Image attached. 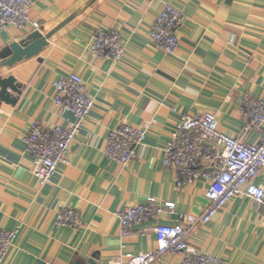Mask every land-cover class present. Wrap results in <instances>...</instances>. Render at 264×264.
<instances>
[{"label": "crops", "instance_id": "crops-1", "mask_svg": "<svg viewBox=\"0 0 264 264\" xmlns=\"http://www.w3.org/2000/svg\"><path fill=\"white\" fill-rule=\"evenodd\" d=\"M89 1L33 0L31 24L2 30L0 51L34 32L49 34ZM170 4L184 14L174 55L151 38L158 15ZM97 28L119 32V62L93 54ZM72 73L85 81L93 108L69 163L41 187L26 134L34 121L46 129L73 123L72 112L54 102L55 83ZM0 76H13L21 85L16 105L0 110V229L18 230L5 264H119L128 254L155 250L157 225L204 213L209 181L178 188L175 170L162 164V151L184 114L213 115L225 133L243 135L245 95L264 100V0H98L59 30L37 58ZM123 125L146 132L127 165L105 153L108 134ZM244 140L258 144L261 138L250 131ZM255 183L264 187V172ZM149 198L175 208L163 207L154 220L123 234L116 212ZM65 210L77 214L76 228L59 225ZM190 241L222 264H264V207L235 198L193 231ZM181 260L169 253L154 264Z\"/></svg>", "mask_w": 264, "mask_h": 264}, {"label": "built area", "instance_id": "built-area-1", "mask_svg": "<svg viewBox=\"0 0 264 264\" xmlns=\"http://www.w3.org/2000/svg\"><path fill=\"white\" fill-rule=\"evenodd\" d=\"M33 0H0V32L8 26L25 28L31 24L30 8ZM184 19L183 12L167 5L158 15L151 32L155 44L169 55L179 47L178 29ZM36 29L38 25L32 24ZM93 54L99 58L119 62L124 55V43L119 32L97 28L92 39ZM55 104L72 112L74 121L68 127L55 126L46 129L40 121H34L26 134L29 153L35 160V176L41 187L46 186L60 165L68 164L71 147L93 108V100L87 92L85 81L77 74L63 76L55 83ZM247 121L243 135L225 133L220 122L209 114H184L179 118L172 140L162 151V164L175 170L177 187L193 185L201 178L209 181L207 205L200 216L186 215L174 225H157V246L154 251L120 259L119 264H154L162 256L180 254V264H222V260L192 245L190 236L200 225L214 220L235 198L246 197L257 206L264 207V187L255 180L264 172V100L246 94L241 110ZM257 131L261 140L249 144L244 135ZM146 132L129 125L113 130L105 148L106 156L115 163L127 165L137 155V148L145 142ZM209 167L202 170L201 166ZM173 210L175 204L165 202L161 206L155 198L143 205H132L116 212L123 234L154 220L162 208ZM59 225L76 228L79 224L75 212L65 210L58 219ZM18 230L0 229V264L13 248Z\"/></svg>", "mask_w": 264, "mask_h": 264}, {"label": "water", "instance_id": "water-1", "mask_svg": "<svg viewBox=\"0 0 264 264\" xmlns=\"http://www.w3.org/2000/svg\"><path fill=\"white\" fill-rule=\"evenodd\" d=\"M98 0H90L80 10L70 16L56 29L47 35L39 31L32 33L20 43L12 44L0 51V71L5 68H13L16 64L33 58H37L49 45V40L63 27L72 22L75 18L83 14L90 6ZM21 95V85L13 76H0V110L3 104L16 105L17 96Z\"/></svg>", "mask_w": 264, "mask_h": 264}, {"label": "rangeland", "instance_id": "rangeland-1", "mask_svg": "<svg viewBox=\"0 0 264 264\" xmlns=\"http://www.w3.org/2000/svg\"><path fill=\"white\" fill-rule=\"evenodd\" d=\"M111 132H112V131H111ZM111 132H110V133H111ZM110 133H109V134H110ZM109 134H108V136H109ZM107 138H108V137H107ZM106 143H107V141H106Z\"/></svg>", "mask_w": 264, "mask_h": 264}]
</instances>
